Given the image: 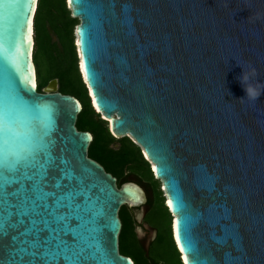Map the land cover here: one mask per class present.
<instances>
[{
  "label": "water",
  "instance_id": "1",
  "mask_svg": "<svg viewBox=\"0 0 264 264\" xmlns=\"http://www.w3.org/2000/svg\"><path fill=\"white\" fill-rule=\"evenodd\" d=\"M38 3L0 0V118L36 99L55 106L53 153L77 176L69 175L75 183L67 193L36 189L35 199L65 264H133L119 253V212L145 205L146 192L133 182L118 187L88 157L93 136L76 127L78 99L60 93L57 80L38 92ZM67 3L80 22L79 69L92 106L116 139L131 138L151 164L183 261L264 264V94L245 99L239 79L254 68V82L264 85V0ZM0 260H8L3 248Z\"/></svg>",
  "mask_w": 264,
  "mask_h": 264
},
{
  "label": "snow or ice",
  "instance_id": "2",
  "mask_svg": "<svg viewBox=\"0 0 264 264\" xmlns=\"http://www.w3.org/2000/svg\"><path fill=\"white\" fill-rule=\"evenodd\" d=\"M31 88H35L34 82ZM55 116L53 104L36 99L24 108H7L0 118V248L8 255L0 264H59L61 260L65 264L57 241H49L50 234L40 224L39 213L45 209L35 199L36 189L50 197L67 193L75 183L69 181V175L77 176L68 161L53 153ZM126 195L137 196L133 192ZM64 240L72 237H60L62 246ZM177 240H181L179 235Z\"/></svg>",
  "mask_w": 264,
  "mask_h": 264
},
{
  "label": "trees",
  "instance_id": "3",
  "mask_svg": "<svg viewBox=\"0 0 264 264\" xmlns=\"http://www.w3.org/2000/svg\"><path fill=\"white\" fill-rule=\"evenodd\" d=\"M79 23V20L72 18L67 0H39L34 21V63L38 92L43 93L51 81L57 80L60 93L71 95L81 102L83 109L78 115L76 127L93 136L88 157L117 178L119 187L126 182H136L147 190L148 195L153 198L151 203L156 206L159 219L163 221L160 226V242L167 246V239L170 240L171 214L166 206L161 183L155 179L151 164L144 158L142 149L130 138L116 139L110 132L108 122L101 119L92 106L87 85L79 69L75 36ZM126 211L124 206L119 212L122 222L120 239L127 229L133 235L131 220L125 214ZM121 214L126 216L124 222ZM122 252L128 257L136 255L130 251ZM136 260L142 264L141 257L137 256Z\"/></svg>",
  "mask_w": 264,
  "mask_h": 264
},
{
  "label": "flooded vegetation",
  "instance_id": "4",
  "mask_svg": "<svg viewBox=\"0 0 264 264\" xmlns=\"http://www.w3.org/2000/svg\"><path fill=\"white\" fill-rule=\"evenodd\" d=\"M143 189L147 195V203L140 208L129 209L126 207L128 211L127 215L131 220V228L133 232L132 238L138 245L136 251L137 253L135 257L134 255L129 257L128 255H124L122 251L126 250H123L120 247V244L119 253L122 256L130 258L133 261V264H139V262L136 260L137 256L142 258V264H185L182 254L180 253L174 241L172 224L170 229V240L167 239L169 246H165L163 242H160V226H162L161 223H163V221L159 219V215H157L156 206L151 203L153 198L148 195V192L145 188ZM172 221L173 217L171 215V222Z\"/></svg>",
  "mask_w": 264,
  "mask_h": 264
},
{
  "label": "clouds",
  "instance_id": "5",
  "mask_svg": "<svg viewBox=\"0 0 264 264\" xmlns=\"http://www.w3.org/2000/svg\"><path fill=\"white\" fill-rule=\"evenodd\" d=\"M256 75L257 73L254 68L250 71H245L243 68V73L241 77H239L240 82L246 92L245 99L252 102H255L262 94H264V85L260 84L259 82H254ZM245 99H241L240 101L243 102Z\"/></svg>",
  "mask_w": 264,
  "mask_h": 264
},
{
  "label": "rangeland",
  "instance_id": "6",
  "mask_svg": "<svg viewBox=\"0 0 264 264\" xmlns=\"http://www.w3.org/2000/svg\"><path fill=\"white\" fill-rule=\"evenodd\" d=\"M67 6H68V3H67ZM68 9L69 6H68ZM98 113V112H97ZM99 114V113H98ZM101 119H104L102 115H100ZM131 139V138H130ZM132 140V139H131ZM133 141V140H132ZM134 142V141H133ZM135 143V142H134ZM161 189H162V186H161ZM127 213V211L125 212V214ZM121 217H122V220L124 222L126 216H123L121 214ZM119 244H120V247L123 249V250H126V251H130L132 253H137V248H138V245L136 243V241L132 238V235L129 233V230L127 229L125 234H123L122 238L120 239L119 241Z\"/></svg>",
  "mask_w": 264,
  "mask_h": 264
}]
</instances>
